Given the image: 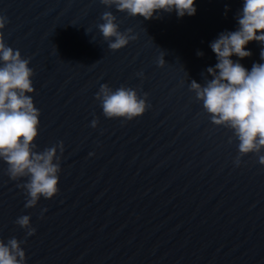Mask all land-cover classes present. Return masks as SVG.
<instances>
[{"label":"water","instance_id":"95a60500","mask_svg":"<svg viewBox=\"0 0 264 264\" xmlns=\"http://www.w3.org/2000/svg\"><path fill=\"white\" fill-rule=\"evenodd\" d=\"M242 6L196 0L194 16L145 20L101 0H0L3 39L35 72L37 144L65 149L59 195L32 209L0 162V239L24 241L27 264H264V166L251 154L234 163L233 133L211 123L190 90L211 78L210 44L236 30ZM109 10L136 36L118 51L97 27ZM248 47L241 63L251 69L264 46ZM102 84L147 93L148 111L105 118ZM21 215L34 236L15 223Z\"/></svg>","mask_w":264,"mask_h":264},{"label":"clouds","instance_id":"9594fccd","mask_svg":"<svg viewBox=\"0 0 264 264\" xmlns=\"http://www.w3.org/2000/svg\"><path fill=\"white\" fill-rule=\"evenodd\" d=\"M101 3L107 9L115 8L145 20L158 18L162 12H174L183 18L194 16L197 11L196 0H101ZM100 19L97 27L110 50H121L136 39L131 29L121 31L112 11L103 12ZM236 20V30L220 33L210 44L217 60L207 68L211 78L204 84L192 80L190 90L211 123L233 133L237 141L234 163L239 166L243 157L251 154L264 166V62L253 63L251 69L241 63L252 56L248 47L251 43L264 46V0H243ZM7 23V17L0 15V162L6 164L10 180L18 182L17 186L25 193L24 207L32 209L42 199L53 200L59 195L65 149L63 142L44 149L37 144L41 112L33 99L35 72L29 58L5 43L3 33ZM197 55L203 53L198 51ZM260 59L264 61V47ZM164 61L161 57L158 64ZM137 76L142 78L143 73ZM95 99L108 119L132 121L142 117L150 107L147 93L141 95L127 86L113 89L102 84ZM98 125L99 118H94L91 127ZM15 223L25 230L27 237L36 234L30 215L19 216ZM23 243L15 237L0 239V264H27Z\"/></svg>","mask_w":264,"mask_h":264}]
</instances>
